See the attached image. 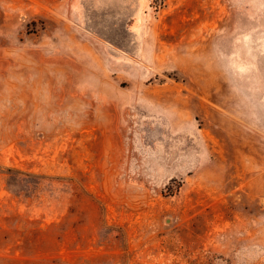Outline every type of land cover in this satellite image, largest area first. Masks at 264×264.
<instances>
[{"label": "rangeland", "instance_id": "374dc122", "mask_svg": "<svg viewBox=\"0 0 264 264\" xmlns=\"http://www.w3.org/2000/svg\"><path fill=\"white\" fill-rule=\"evenodd\" d=\"M0 264H264V0H0Z\"/></svg>", "mask_w": 264, "mask_h": 264}, {"label": "clouds", "instance_id": "9594fccd", "mask_svg": "<svg viewBox=\"0 0 264 264\" xmlns=\"http://www.w3.org/2000/svg\"><path fill=\"white\" fill-rule=\"evenodd\" d=\"M238 255H240V254H238Z\"/></svg>", "mask_w": 264, "mask_h": 264}]
</instances>
